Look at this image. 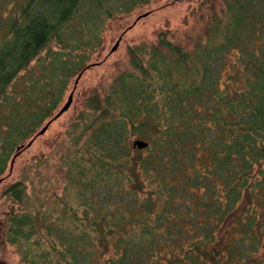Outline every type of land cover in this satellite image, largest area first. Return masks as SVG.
<instances>
[{
	"label": "trees",
	"instance_id": "16d2710c",
	"mask_svg": "<svg viewBox=\"0 0 264 264\" xmlns=\"http://www.w3.org/2000/svg\"><path fill=\"white\" fill-rule=\"evenodd\" d=\"M16 1L0 0V101L51 44L85 53L104 20L148 0ZM224 2L228 22H217L202 47L188 54L159 34L147 64L133 57L139 77L123 76L113 97L88 107L98 114L61 159L62 208L52 209L51 224L47 210L25 212L22 182L6 188L12 206L0 218V247L13 246L23 264H264V0ZM75 14L76 38L68 29ZM234 49L245 57L244 90L229 94L219 83ZM50 58L40 64L42 89L32 81L34 112L5 121L0 177L82 63ZM130 136L148 142L145 156L129 158ZM145 180L152 189L142 198ZM40 227L59 244L49 238L42 248Z\"/></svg>",
	"mask_w": 264,
	"mask_h": 264
},
{
	"label": "rangeland",
	"instance_id": "374dc122",
	"mask_svg": "<svg viewBox=\"0 0 264 264\" xmlns=\"http://www.w3.org/2000/svg\"><path fill=\"white\" fill-rule=\"evenodd\" d=\"M122 1L110 0L111 4L115 5ZM226 6L224 0H148L147 3L141 4L129 13H115L112 18L104 20L95 34L97 43L89 46L87 52L61 50L53 43L50 50H44L45 52L32 60L27 69L18 74L8 90V97L0 101V147L3 140L2 133L8 130L5 121L10 117V114L16 111L31 113L35 110L36 106H32V103L29 104V100L32 98L33 101L36 100V97L33 96L35 93L37 94L32 81L39 80L37 89H42L43 86L45 77L40 71L41 62L50 61L49 58L53 53L60 52L69 55V58L66 59L82 63L80 68H74V72L66 82L61 100L50 112V116L38 125L32 137L18 143L8 156L6 170L0 177L2 180L0 183V218L12 206L10 201L3 196V192L10 185L22 182L28 198L25 202L30 203L25 212L34 213L39 210L43 213L47 210V215L45 214L48 220L47 224H51V220L59 216L58 213H53L52 209L60 210L62 208L60 198L65 187L66 168L61 163V159L67 153L66 150H74L71 145H74L76 137L82 128L90 124L98 114L88 108L91 107L92 102L96 100L101 102L103 98L111 96L123 76L126 80L133 82L139 77L138 70L132 64L133 57L141 59L144 64L149 61L154 56V47L160 43L159 34H164L166 42L180 46L188 54H192L197 45L202 47L209 37L210 30L217 22H220L221 26L228 22ZM144 14L148 15L137 20ZM68 29H70L69 34L76 38V31H80L79 23L76 22V14L68 24ZM117 42V49L111 53V49ZM244 45L247 46L248 42ZM165 52L163 50V53ZM244 58L243 54L236 49L229 52L219 83L220 90L226 89V86L229 94L244 90L243 82L238 81L237 78L238 75L244 73L242 64ZM80 73L82 75L77 80ZM228 76L229 79H227ZM69 95H72V102L68 110L53 120L44 134L37 136L46 123L56 116ZM80 115L81 118H79ZM135 140L146 142L130 136L129 143L132 152L129 158L136 157L138 152L142 153V156L147 154L148 142H146L145 148L138 149L132 147ZM31 141L32 144L29 147L20 151L14 160L12 169L9 170L16 150ZM142 182L144 188L138 195L144 198L151 192L152 185L150 183L152 182L150 180ZM203 184L206 185L207 182ZM72 202L71 206L76 207V201ZM64 225H67V222H64ZM49 238L53 244H59L52 236L47 237L43 227L39 228V234H34V239H39L44 244L42 245L44 249L48 248ZM30 244L32 245L31 242ZM57 248L59 247L57 246ZM0 264L23 263L15 248L5 244L0 247Z\"/></svg>",
	"mask_w": 264,
	"mask_h": 264
},
{
	"label": "water",
	"instance_id": "95a60500",
	"mask_svg": "<svg viewBox=\"0 0 264 264\" xmlns=\"http://www.w3.org/2000/svg\"><path fill=\"white\" fill-rule=\"evenodd\" d=\"M147 15H148V14H144V15H142L141 17L137 18V20H139L140 18L145 17V16H147ZM117 47H118V42H117V43L113 46V48L111 49V53L114 52V51L117 49ZM81 75H82V73H80V74L78 75L77 80L80 78ZM71 102H72V95H69V97H68L66 103L62 106V108L59 110V112L56 114V116H54V118H53L52 120H50L49 122L46 123V125L40 130V132H39V134H38L37 136L44 134V132L47 130V128L49 127V125L51 124V122H52L53 120L57 119L58 117H60L65 111L68 110V108H69ZM32 140H33V139H32ZM31 144H32V141L29 142L26 146H21V147H19V148L16 150V153L13 155L12 160H11V162H10L9 170L12 169V165H13V163H14V160H15V158L20 154V151H22V149H24V148L29 147ZM146 145H147L146 142H144V141H140V140H135V141L132 143V147H137L138 149L145 148ZM1 182H2V180H0V183H1Z\"/></svg>",
	"mask_w": 264,
	"mask_h": 264
}]
</instances>
